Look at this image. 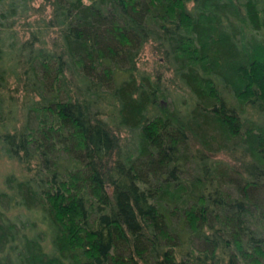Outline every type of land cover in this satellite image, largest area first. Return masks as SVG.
<instances>
[{
    "label": "trees",
    "instance_id": "16d2710c",
    "mask_svg": "<svg viewBox=\"0 0 264 264\" xmlns=\"http://www.w3.org/2000/svg\"><path fill=\"white\" fill-rule=\"evenodd\" d=\"M32 4L0 0V264H264V0Z\"/></svg>",
    "mask_w": 264,
    "mask_h": 264
},
{
    "label": "rangeland",
    "instance_id": "374dc122",
    "mask_svg": "<svg viewBox=\"0 0 264 264\" xmlns=\"http://www.w3.org/2000/svg\"><path fill=\"white\" fill-rule=\"evenodd\" d=\"M46 2H47V0H33V4L32 5L35 8H39L41 5H46ZM46 11H48V9ZM36 17H38V16L33 17V15H32V16H29V18L19 22L18 29L20 30V33H21L22 37H28L29 36V34H28L29 31H35L34 30V25L37 23L36 19H39V18H36ZM44 32L47 33L44 39L47 40L48 44L52 43L53 39L55 38L54 37V35H55L54 32L55 31L53 29L52 30L45 29ZM49 46H51V45H49ZM156 55H158V54H156ZM141 59L142 60H141V63H140V68L142 70L148 69L150 72H152V75H153L154 78H156L157 75H160L165 80L173 79V73H174L173 70L165 68V66L163 64V61H161V59L159 58V55L158 56H153L152 52H151V50H149V48L148 49L146 48L144 54L141 56ZM7 87L10 88V90L12 89V91L9 92V94L12 97L18 99V97L21 96L20 92L17 94L14 91V89H16V86H15V82H14L13 79L10 80L9 85ZM161 103L164 106L167 105L165 100H162ZM123 135L128 137V134L126 132H124ZM11 167L12 166H10V167L7 166V163L1 162V164H0V175L5 173V172L10 171Z\"/></svg>",
    "mask_w": 264,
    "mask_h": 264
}]
</instances>
